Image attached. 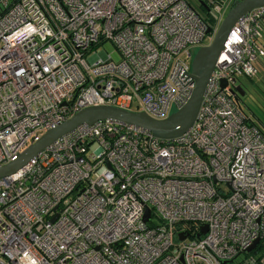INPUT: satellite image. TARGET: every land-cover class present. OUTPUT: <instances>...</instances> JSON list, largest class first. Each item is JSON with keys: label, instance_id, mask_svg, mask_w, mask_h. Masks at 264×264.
I'll return each mask as SVG.
<instances>
[{"label": "built area", "instance_id": "2783aa9c", "mask_svg": "<svg viewBox=\"0 0 264 264\" xmlns=\"http://www.w3.org/2000/svg\"><path fill=\"white\" fill-rule=\"evenodd\" d=\"M205 1L211 23L188 0H0V165L86 106H183L234 3ZM263 34L264 5L234 21L182 133L82 122L1 176L0 264H264V132L234 93Z\"/></svg>", "mask_w": 264, "mask_h": 264}, {"label": "water", "instance_id": "95a60500", "mask_svg": "<svg viewBox=\"0 0 264 264\" xmlns=\"http://www.w3.org/2000/svg\"><path fill=\"white\" fill-rule=\"evenodd\" d=\"M198 1L206 10L209 9L204 0ZM258 5H264V0H234L233 5L222 19L211 43L196 49L191 61V76L195 81V85L190 98L183 106L170 112L164 118H155L144 110L135 111L108 104L83 107L66 120L44 131L35 141L20 151L16 159L0 165V177L16 171L38 151L82 122L91 123L97 119L111 118L141 126L159 137L169 138L182 133L192 124L197 115L209 74L223 48V42L231 25L243 13ZM206 30L209 31V27ZM222 84H225V81ZM234 93L243 95L245 88L242 84H237ZM149 213L150 209L146 208L144 219L149 217ZM206 230L207 224H202L201 232L204 233ZM179 234L181 238L184 237V233L179 232ZM257 240L248 247V250L253 247Z\"/></svg>", "mask_w": 264, "mask_h": 264}, {"label": "rangeland", "instance_id": "374dc122", "mask_svg": "<svg viewBox=\"0 0 264 264\" xmlns=\"http://www.w3.org/2000/svg\"><path fill=\"white\" fill-rule=\"evenodd\" d=\"M196 8L199 12L205 14L200 7L196 6ZM205 41H208V38H206ZM104 47L111 52L113 57L117 58L118 53L113 50V45L110 42H106ZM242 81L247 90L245 94L241 95V107L246 115L253 119L264 132V91L259 87V85L264 82V62L260 67L259 73L253 77V80L242 79ZM253 85L256 86V89L252 87ZM174 109L175 108H173V110Z\"/></svg>", "mask_w": 264, "mask_h": 264}, {"label": "trees", "instance_id": "16d2710c", "mask_svg": "<svg viewBox=\"0 0 264 264\" xmlns=\"http://www.w3.org/2000/svg\"><path fill=\"white\" fill-rule=\"evenodd\" d=\"M206 2V1H205ZM201 5V4H200ZM203 11H204V13L205 14H207V19H208V21H209V23H211V19H210V17H208L209 16V13H208V10H206V8L204 7V6H202L201 5V7H200ZM263 38H264V34H263ZM263 62H264V55L262 56V57H259L258 59H257V62H256V67H257V73H256V75L259 73V70H260V67L262 66V64H263ZM255 75V76H256ZM251 80H253V78H250ZM264 82H262L261 84H263ZM259 87L261 88V89H263V91H264V88L261 86V85H259ZM259 127V126H258ZM260 128V127H259ZM261 129V128H260ZM240 257H241V255H240Z\"/></svg>", "mask_w": 264, "mask_h": 264}, {"label": "flooded vegetation", "instance_id": "af4514ba", "mask_svg": "<svg viewBox=\"0 0 264 264\" xmlns=\"http://www.w3.org/2000/svg\"><path fill=\"white\" fill-rule=\"evenodd\" d=\"M192 5H194L195 7L197 6V7H201V5H200V3H199V1L198 0H188ZM205 1V0H204ZM248 79V78H247ZM249 80H251V79H249ZM241 84H242V86L245 88V86H244V83H243V81L241 82ZM263 88H264V83L263 84H260ZM254 89H256V86L255 85H253L252 86ZM246 88H245V92H246ZM245 94V93H244ZM239 99H241V95H239ZM251 119V118H250ZM252 120V122L254 123V124H256L257 126H259L253 119H251ZM260 127V126H259ZM261 128V127H260Z\"/></svg>", "mask_w": 264, "mask_h": 264}]
</instances>
